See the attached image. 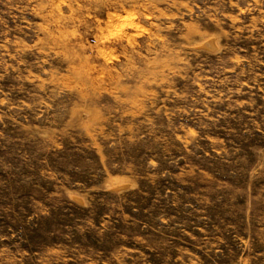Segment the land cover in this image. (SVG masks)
<instances>
[{
	"label": "rangeland",
	"instance_id": "obj_1",
	"mask_svg": "<svg viewBox=\"0 0 264 264\" xmlns=\"http://www.w3.org/2000/svg\"><path fill=\"white\" fill-rule=\"evenodd\" d=\"M0 264H264V0H0Z\"/></svg>",
	"mask_w": 264,
	"mask_h": 264
}]
</instances>
